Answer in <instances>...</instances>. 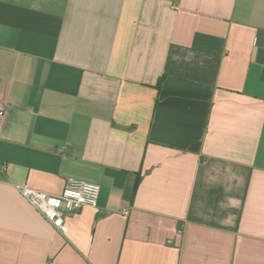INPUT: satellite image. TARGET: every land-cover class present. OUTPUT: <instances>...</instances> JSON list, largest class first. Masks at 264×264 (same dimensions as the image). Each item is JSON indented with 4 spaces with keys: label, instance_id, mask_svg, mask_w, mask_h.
<instances>
[{
    "label": "crops",
    "instance_id": "obj_1",
    "mask_svg": "<svg viewBox=\"0 0 264 264\" xmlns=\"http://www.w3.org/2000/svg\"><path fill=\"white\" fill-rule=\"evenodd\" d=\"M1 101L0 264H264V0H0Z\"/></svg>",
    "mask_w": 264,
    "mask_h": 264
},
{
    "label": "built area",
    "instance_id": "obj_2",
    "mask_svg": "<svg viewBox=\"0 0 264 264\" xmlns=\"http://www.w3.org/2000/svg\"><path fill=\"white\" fill-rule=\"evenodd\" d=\"M8 110L6 101L0 102V120L4 119ZM6 165L0 164V180L5 178ZM18 193L31 205L43 219L58 233L64 235L68 228V217L78 213L83 207H95L100 188L96 184L67 180L60 195L52 196L42 191L31 189L28 185H15ZM122 209L120 213L128 214Z\"/></svg>",
    "mask_w": 264,
    "mask_h": 264
},
{
    "label": "trees",
    "instance_id": "obj_3",
    "mask_svg": "<svg viewBox=\"0 0 264 264\" xmlns=\"http://www.w3.org/2000/svg\"><path fill=\"white\" fill-rule=\"evenodd\" d=\"M161 82H162V81L160 80L159 83H158V85H157L158 89H159V86L161 85ZM137 177H138V175H137ZM138 183H139V181H138V179H137V180H136L135 187H134V190H136Z\"/></svg>",
    "mask_w": 264,
    "mask_h": 264
}]
</instances>
